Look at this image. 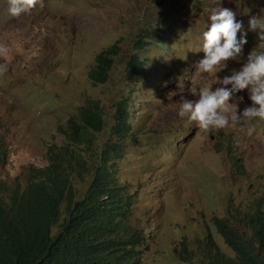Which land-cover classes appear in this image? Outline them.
Returning <instances> with one entry per match:
<instances>
[{"label":"rangeland","instance_id":"374dc122","mask_svg":"<svg viewBox=\"0 0 264 264\" xmlns=\"http://www.w3.org/2000/svg\"><path fill=\"white\" fill-rule=\"evenodd\" d=\"M8 7L0 0V44L10 50L7 60L0 57L8 68L0 75V189L26 184L32 168L45 167L50 153L66 146L95 156L94 164L119 141L115 115L127 100L133 138L121 143L113 164L136 196L131 219L147 245L141 264H192L180 255L182 242L198 253L210 235L235 257L213 219L239 217L261 202L264 209V121L204 131L178 110L182 97L195 99L200 88L217 86L216 76L195 66L212 10L232 9L246 25L264 0H38L18 18ZM248 39L240 63L256 47L254 34ZM101 54L114 59L104 83L92 78ZM134 55L146 68L139 79L127 73ZM240 63L229 62L218 75ZM133 92L137 100L130 99ZM239 95L242 112L251 101L247 90ZM96 105L105 127L95 134L94 154L70 144L63 130ZM91 180L75 178L81 196Z\"/></svg>","mask_w":264,"mask_h":264},{"label":"trees","instance_id":"16d2710c","mask_svg":"<svg viewBox=\"0 0 264 264\" xmlns=\"http://www.w3.org/2000/svg\"><path fill=\"white\" fill-rule=\"evenodd\" d=\"M112 54L117 56L118 51ZM97 62L92 78L104 83L114 59L101 54ZM145 69L134 55L127 73L139 79L146 75ZM130 99L137 100V95L133 92ZM77 120L69 122L64 135L73 146L87 145L86 151L96 154L95 134L105 127L103 110L97 105L85 108ZM115 120L119 141L107 145L94 164L95 156L89 160L66 146L52 151L45 167L32 168L26 184L0 189V264L142 263L146 237L131 219L136 196L119 182L113 164L123 153L121 143L133 138L129 101L118 105ZM234 163L241 169L242 164ZM87 175L92 180L81 196L74 180L84 181ZM262 203L255 211L236 218L213 219L235 257L224 253L212 235L198 253L182 242L180 255L192 264H264Z\"/></svg>","mask_w":264,"mask_h":264},{"label":"clouds","instance_id":"9594fccd","mask_svg":"<svg viewBox=\"0 0 264 264\" xmlns=\"http://www.w3.org/2000/svg\"><path fill=\"white\" fill-rule=\"evenodd\" d=\"M38 0H8V12L12 17L29 13ZM209 26L202 34V45L195 53L203 52L195 66L201 73L217 77V86L202 87L195 99L181 98L178 116L195 124L204 131L236 128L243 121H264V7L244 19L229 8L213 9ZM252 33L257 41L255 49L240 63L245 46ZM9 48L0 44V57H9ZM229 62L240 63L239 69L232 68L229 75L218 74L229 69ZM8 68L0 63V75ZM247 90L251 105L238 112V105L244 103L240 93ZM251 134V131L249 132Z\"/></svg>","mask_w":264,"mask_h":264},{"label":"water","instance_id":"95a60500","mask_svg":"<svg viewBox=\"0 0 264 264\" xmlns=\"http://www.w3.org/2000/svg\"><path fill=\"white\" fill-rule=\"evenodd\" d=\"M148 1H152V2H155V1H157V0H148Z\"/></svg>","mask_w":264,"mask_h":264}]
</instances>
